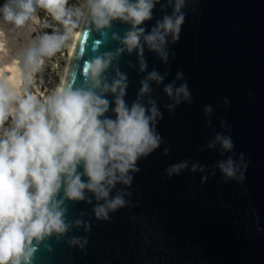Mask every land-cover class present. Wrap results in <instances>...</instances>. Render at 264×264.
I'll return each instance as SVG.
<instances>
[{
  "label": "water",
  "instance_id": "1",
  "mask_svg": "<svg viewBox=\"0 0 264 264\" xmlns=\"http://www.w3.org/2000/svg\"><path fill=\"white\" fill-rule=\"evenodd\" d=\"M152 4L132 51L123 43L132 21L97 28L90 15L66 84L91 89L85 69L108 61L94 90L109 102L99 118L116 119L120 89H103L124 77L128 109L139 104L150 116L156 108L158 147L137 158L129 183L110 187L107 199L124 203L106 219L95 214L104 199L87 189L83 200L67 199L62 186L56 199L66 231L34 239L29 264H264V0H183L179 11L177 0ZM180 15L178 38L169 32L151 48L144 37ZM153 72L162 79H149ZM182 85L187 97L177 96ZM228 160L232 176L221 169ZM77 172L87 183L83 163Z\"/></svg>",
  "mask_w": 264,
  "mask_h": 264
},
{
  "label": "clouds",
  "instance_id": "2",
  "mask_svg": "<svg viewBox=\"0 0 264 264\" xmlns=\"http://www.w3.org/2000/svg\"><path fill=\"white\" fill-rule=\"evenodd\" d=\"M182 2L177 0V11ZM67 3L68 0H6L0 7L3 20L17 27L35 19L33 14L39 7L67 28L63 35L44 34L38 38V43L23 55L24 73L17 69L12 76H4L0 71V264H29L35 250L34 239L40 241L53 232L66 231L60 207L63 200L56 199L62 186L67 199L83 200L85 189L93 192L97 200L104 199L105 205L98 206L95 214L97 218L106 219L108 210H115L124 203L119 195L110 201L107 199L110 187L117 180L129 183L131 178H126V174L130 169L136 170L137 158L158 147L159 137L150 127V121L158 115L156 108L150 109V116L139 104L128 109L122 99L124 77L114 81L110 88L104 85L103 89L113 93L120 89L115 101L116 119L99 118L108 110L109 103L94 91L100 87V74L108 66V61L102 58H96L85 69L86 82L91 81V89L68 86L62 79L46 98H38L28 90L33 83V73L44 64L43 58L53 57L60 51L72 28L77 27L71 20L72 13L66 9ZM87 5L97 28L107 26L110 19L132 21L134 30L127 33L123 43L128 51L139 47L144 30L136 26L150 19L152 0H136L135 3L87 0ZM75 14L80 15L79 9ZM183 19L182 15L175 21L166 17L144 37L145 41L159 50L165 34L171 32L174 39L178 38ZM77 39L81 45L86 43L88 30L78 32ZM13 63L19 64L20 60ZM149 79L160 81L162 78L153 72ZM147 91L145 83L141 93ZM165 92L172 96V86H167ZM176 92L177 96L188 95L186 85ZM10 117L11 123L5 127ZM223 147L231 148L230 141L225 139ZM81 163L87 183L77 172ZM185 166L175 165L169 171L176 172ZM221 169L232 176V161L228 160L227 166L221 165Z\"/></svg>",
  "mask_w": 264,
  "mask_h": 264
},
{
  "label": "bare ground",
  "instance_id": "3",
  "mask_svg": "<svg viewBox=\"0 0 264 264\" xmlns=\"http://www.w3.org/2000/svg\"><path fill=\"white\" fill-rule=\"evenodd\" d=\"M33 15L35 16V19H30L26 21L24 25L19 27L12 23L5 22L3 16H0V71L3 72L4 76H12L17 69H20L21 73H24L23 55L33 46L36 34H39L37 30L39 24L37 10ZM89 16L90 12L88 5L86 4L84 11L81 14L79 28L74 35L67 64L62 75V79L65 82H67L80 43L77 39V33H83ZM15 60H20V63L14 64L13 61Z\"/></svg>",
  "mask_w": 264,
  "mask_h": 264
},
{
  "label": "rangeland",
  "instance_id": "4",
  "mask_svg": "<svg viewBox=\"0 0 264 264\" xmlns=\"http://www.w3.org/2000/svg\"><path fill=\"white\" fill-rule=\"evenodd\" d=\"M77 6L70 7L66 6V9L69 10L71 15V20L77 24L76 28H72L71 33L68 35V39L62 45L60 51H58L53 57H44V64L41 68L33 74V83L28 86V90L36 95L38 98H46L50 95L57 86L60 85L62 80V75L67 64V60L69 57L70 49L73 43L74 35L77 32L80 24V17L84 8L87 4V0H76ZM79 9L80 15L77 16L75 13ZM39 15V24L37 26V30L39 34H36L35 42L38 43V38L47 34L49 29V24L54 26V31L52 34L63 35L66 33L67 28L65 25L59 21L53 19L51 14L47 11H41L39 7L36 8ZM71 27V24L68 25ZM39 35V36H38ZM37 39V40H36ZM33 43V44H34ZM24 69V65H23ZM34 84V85H33ZM11 119V117H10Z\"/></svg>",
  "mask_w": 264,
  "mask_h": 264
},
{
  "label": "trees",
  "instance_id": "5",
  "mask_svg": "<svg viewBox=\"0 0 264 264\" xmlns=\"http://www.w3.org/2000/svg\"><path fill=\"white\" fill-rule=\"evenodd\" d=\"M5 2H6V0H0V7H2L3 4H4ZM67 5L70 6V7H76V6H77V1H76V0H68ZM67 5H66V6H67ZM40 10H41V11H46V10L43 9V8H40ZM0 16H3V14L0 13ZM46 31H47V34H49V35H51V34L53 33V31H54V26L51 25V22H50V24H49V29L46 30ZM10 123H11V119L9 118V120L6 121V123H5V127H8V126L10 125Z\"/></svg>",
  "mask_w": 264,
  "mask_h": 264
}]
</instances>
